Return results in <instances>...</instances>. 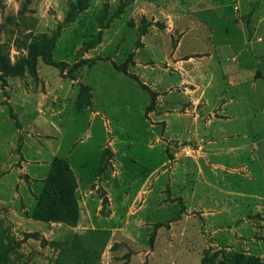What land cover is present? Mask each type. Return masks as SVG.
I'll use <instances>...</instances> for the list:
<instances>
[{
	"label": "crops",
	"instance_id": "obj_1",
	"mask_svg": "<svg viewBox=\"0 0 264 264\" xmlns=\"http://www.w3.org/2000/svg\"><path fill=\"white\" fill-rule=\"evenodd\" d=\"M109 1L115 9L125 7L115 25L119 28L104 30L102 50L111 53L110 61L116 63L115 57L124 52L128 40L126 28L131 29V46L124 52V58L132 57L129 73L153 94L146 90L150 101L137 110L133 106L136 95L125 94V115L134 116L140 124L137 141L123 144L119 139L123 129L97 108L91 87L93 105L86 111H79L75 105L72 108L79 114L90 113L89 136L100 156L99 167L86 173L80 164L85 151L74 154L73 147L62 154L59 143L51 159L43 157L44 150L36 152L37 157L47 159L42 163L47 166L45 175L30 169L34 162L24 164L29 181L43 184L50 163L57 157L69 162L77 180L80 212L75 230L110 234L101 264H165L171 260L169 264H174L181 252L195 250H181L182 246L205 242L200 230L203 224L198 227L193 221L196 211L214 213L206 217L211 225L225 224L217 236L229 238V231L224 229L241 221V215L247 220L245 234H254L255 219L247 214L264 211V196L236 190L221 181L239 175L251 178L243 156L253 158L257 147L248 133L250 126L255 128L252 118L256 114L238 111L237 107L243 102H264V0ZM143 22L149 24L146 29ZM31 100L25 97L24 104ZM41 101L48 105L47 121L61 118L67 110ZM227 128H243L242 132H230L234 137L243 134L241 146L222 147L224 140L229 143ZM177 142L184 148L200 142L204 153H199L197 160L183 152L177 154L173 145ZM134 146L139 147L138 152L133 151ZM108 157L116 171L111 164L106 166ZM226 157L231 163L238 159L236 167H226ZM19 179L15 174L13 181L5 184L28 200L27 210L33 211L40 194L26 183L17 192ZM4 198L0 196L1 203L12 201ZM36 223L45 226L43 221ZM240 230L245 231L240 228L232 232L234 238L242 237Z\"/></svg>",
	"mask_w": 264,
	"mask_h": 264
},
{
	"label": "rangeland",
	"instance_id": "obj_2",
	"mask_svg": "<svg viewBox=\"0 0 264 264\" xmlns=\"http://www.w3.org/2000/svg\"><path fill=\"white\" fill-rule=\"evenodd\" d=\"M124 7L125 5H121L115 9L109 0H0V43L7 44L13 63L23 53L13 45V41L19 34L31 33L35 36L55 37L56 45L52 59L58 64H66L53 66L40 59L36 76L27 71L21 76L8 77L5 84L0 77V196L5 197L6 201L12 199L10 203L0 202V221L5 230L3 239L8 243L10 251L3 264H101L109 238L106 232L75 230L78 223L73 226L63 222H45L44 227L37 226L36 220L31 218L33 211L27 210L29 201L15 195L14 190L5 183L8 180L13 181L15 174H18L20 179L17 183V192L20 186L25 187V183L31 186L33 183L29 181L30 176L24 169V164L27 161L34 162L30 169L38 175H45L47 166L42 163L47 162V159L44 158L55 157L54 148L59 143L63 150L62 154L73 147H76L74 154L81 150L85 151L80 164L86 173L98 168L100 156L96 153V146L89 136L90 113L79 114L72 108L75 105L79 111H86L93 105V95L97 101V108L105 111L107 118L113 120V125L123 129L119 136L123 144L124 141H137L135 136L140 132V124L134 116L125 115V94L136 95L133 106L137 110L140 104L150 101L151 91H147L148 94L135 81L126 77L131 74L129 66L132 57L124 58L126 55L124 52L131 46L133 32L126 28L128 40L125 42L124 52L115 57L114 64L110 61L112 54L104 52L101 47L104 30L119 28L115 25ZM142 24L144 29L149 25L147 22ZM123 59L125 61L121 63ZM85 60H94V64H81L79 68H74L77 63ZM124 63L127 64L126 75L115 68L116 65ZM27 96L32 100L25 105L24 98ZM41 100L51 103L54 109L67 107V110L61 118L56 117L47 121L48 105L46 106ZM242 104H238V111L243 109L247 112L254 111L256 114L252 118L255 121V128L250 126L248 133L257 147L253 158L250 154L249 157L243 156L251 178L242 179L239 175L232 177L233 179L228 177L227 181L222 180L221 183L227 186L230 184L236 190L264 196V124L262 123L264 102L251 101ZM231 131L227 128L228 134L225 133L228 135L229 143L224 140L222 147L226 149L243 144V134L234 137ZM239 131L242 132L243 128ZM180 143L182 142L173 144L177 146L174 150L177 154L181 155L183 152L186 157L194 160L197 155L201 156L204 153L199 142L189 144L188 148L192 150V154L186 155L184 146L183 144L180 146ZM133 148L135 149L133 151L138 152L139 147ZM40 149L45 151L42 154L43 159L37 157L36 152ZM171 150L170 147L167 148V152ZM170 156L173 157L171 154ZM109 159V157L106 159V166L111 164L113 171H116L117 167ZM224 160L229 169L236 167L239 162L237 159L231 163L228 157ZM53 161L50 163L43 184L31 186L33 190H38L39 194L44 189ZM242 172L247 174L246 170ZM223 173L226 172L220 171V174ZM230 174L228 172V175ZM262 204L264 208V203ZM209 214L204 211L194 213L193 221L197 226L203 224L200 230L205 236L204 244L194 241L191 246H182L181 250H186L187 247L195 250L181 252L179 261L174 260V264H201L207 251L215 253L219 250L255 255L264 261V211L247 214L250 219H255L254 234L250 233V236L245 234L247 220L241 215V221L233 222L228 229H224L226 232L229 231V238L221 234L217 236L220 227L225 224L211 225L206 217L214 216V213ZM240 228L245 229L244 233L241 230L239 232L242 237L234 238L232 232ZM171 261H166L165 264Z\"/></svg>",
	"mask_w": 264,
	"mask_h": 264
},
{
	"label": "trees",
	"instance_id": "obj_3",
	"mask_svg": "<svg viewBox=\"0 0 264 264\" xmlns=\"http://www.w3.org/2000/svg\"><path fill=\"white\" fill-rule=\"evenodd\" d=\"M13 45L18 50L23 51L15 63L11 60L7 44L0 43V77L3 84H5L8 77L21 76L27 71L36 76L40 59L53 66L66 65L65 63L58 64L52 59L56 45L55 37L46 35L35 36L31 33L19 34L13 41ZM93 62L94 60H85L82 63H77L74 68L77 69L81 64L87 63L93 65ZM116 68L120 72L128 74L127 64L116 65ZM129 76L137 81L143 89L150 92V89L143 85L136 75L129 74ZM151 107L152 104L148 107V110ZM76 189L77 180L69 162L63 158H55L31 218L36 221L63 222L76 226L80 217ZM106 233L110 235L108 232ZM3 238H5V230H3L2 222L0 221V264L4 263L10 252L8 243ZM201 264H264V261L255 255L219 250L215 253L207 251Z\"/></svg>",
	"mask_w": 264,
	"mask_h": 264
},
{
	"label": "built area",
	"instance_id": "obj_4",
	"mask_svg": "<svg viewBox=\"0 0 264 264\" xmlns=\"http://www.w3.org/2000/svg\"><path fill=\"white\" fill-rule=\"evenodd\" d=\"M184 151L187 155H190L192 153V150L188 147L184 148Z\"/></svg>",
	"mask_w": 264,
	"mask_h": 264
}]
</instances>
